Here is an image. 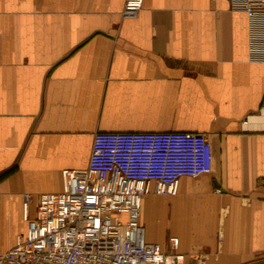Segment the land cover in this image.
I'll list each match as a JSON object with an SVG mask.
<instances>
[{"label":"crops","instance_id":"crops-1","mask_svg":"<svg viewBox=\"0 0 264 264\" xmlns=\"http://www.w3.org/2000/svg\"><path fill=\"white\" fill-rule=\"evenodd\" d=\"M0 0V251L27 229L23 195L62 189L97 130L206 132L211 166L143 197L146 237L183 264H264V60L232 0ZM181 99L169 125L128 122L136 98ZM150 103H148L149 105ZM145 103V106H148Z\"/></svg>","mask_w":264,"mask_h":264},{"label":"built area","instance_id":"built-area-1","mask_svg":"<svg viewBox=\"0 0 264 264\" xmlns=\"http://www.w3.org/2000/svg\"><path fill=\"white\" fill-rule=\"evenodd\" d=\"M250 15V57L264 60V0H232ZM144 0H125L123 17H137ZM211 166L206 132L97 130L86 167H64L63 186L23 195L28 225L0 251V264H183L179 237L164 249L146 237L143 197L176 195L183 176Z\"/></svg>","mask_w":264,"mask_h":264},{"label":"rangeland","instance_id":"rangeland-1","mask_svg":"<svg viewBox=\"0 0 264 264\" xmlns=\"http://www.w3.org/2000/svg\"><path fill=\"white\" fill-rule=\"evenodd\" d=\"M151 97H144L143 99L136 98L137 102H142L141 106L134 105L130 109V116L128 122L137 126H160L169 125L174 121L175 113L181 111V99L168 96H154L156 92H151ZM145 103H150L145 106ZM3 244L0 239V246Z\"/></svg>","mask_w":264,"mask_h":264}]
</instances>
